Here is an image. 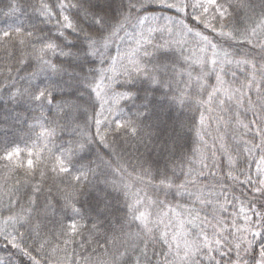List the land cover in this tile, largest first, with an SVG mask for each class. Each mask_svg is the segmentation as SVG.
Returning <instances> with one entry per match:
<instances>
[{
    "label": "snow or ice",
    "instance_id": "1",
    "mask_svg": "<svg viewBox=\"0 0 264 264\" xmlns=\"http://www.w3.org/2000/svg\"><path fill=\"white\" fill-rule=\"evenodd\" d=\"M151 4L162 9H174L185 16H188L189 9H192L191 18L215 34L220 42L195 31L180 20L181 31L193 34L197 38V50L205 55L196 56L195 50L190 51L188 55L183 51L179 55H169L167 41L161 44L154 43L153 40V34L157 31L171 33L172 30L167 24L163 27H150L147 34L142 31L136 50L127 57L130 67L121 64L129 85L123 92L113 91L115 62L108 70H98V80L94 77L89 79L82 66L81 70L77 71L71 61L88 56L102 57L112 38L117 37L126 24L131 22L134 12ZM20 7L18 0H13L9 5L13 11ZM36 11L45 22L56 18L58 37H63V41L57 43L51 37L34 35L32 31L26 32L22 28H13L0 31V51L6 57L12 58V49L18 48L20 54L15 62L20 67L28 63V57H33L39 62V69H50L61 79L42 87L22 90L18 88L16 92L11 93V98L17 99L26 95L32 103L43 109L45 105L53 103L54 93L67 95H62L55 105L57 119L52 121L55 126L44 128L41 125L44 130L40 135L44 137V145L35 153L29 150L26 163L19 159L21 149L18 147L11 151L6 148L3 155H0V159L8 162L5 167L9 168V171L22 169L24 176L23 181L15 180L10 184L6 180L0 184V238L15 248L22 257L27 258L30 264H80L69 257L67 245L73 243L77 237L83 236L81 229L84 225L73 219L70 225L61 224L58 232H52L50 235L51 229L45 231L49 224L53 223L52 218L57 208H60L66 214L70 211L73 217H79L80 220L84 219L86 213H94V222L89 230L93 234L100 224L108 222L111 235L106 236L108 246L104 247V254L108 259L92 261L88 256H82L83 264H153L148 248L156 244L166 248V251L159 253V264H222L225 258L226 264H249L247 257L253 250L256 255L251 256L252 264H264V211L257 210L252 201L249 202L247 210L240 208L245 227L236 226L233 220L232 229H229L219 215H213L212 220H209L207 216L201 218L194 210L186 209L184 211L191 218L185 219L181 212L161 200L158 194L149 195L144 187L133 190L131 184H124L121 188L115 181L109 183L105 180L103 183L106 188L123 191L125 196L127 212L124 216H118L114 215L109 207L107 190H97L90 180V177L97 175L101 164L111 167V161L98 156V164L94 161L83 162V154L97 143L114 153V134H119L122 139L135 140L145 147L153 140H159L160 147L166 153H173L175 147L183 140L187 124L179 117L171 123L163 122L159 113L174 106L182 109L195 106L199 112L196 135L206 146L204 136L211 120H216L218 130L221 124L228 126V121L219 115L228 111L227 101H235L237 106L243 107L245 116L248 112L252 114L247 123L240 118L239 112L230 117L244 131L253 133V139L246 141L250 147L245 151L249 156L253 149L264 153V0H59V3L39 0ZM136 19L143 24L149 17ZM159 19L151 18L153 22ZM164 19L171 23V18ZM66 30L82 36L83 47H77L69 40L65 35ZM225 44L228 48L233 44L251 46L253 50H259V58L247 51L242 54L230 52L223 46ZM209 51L211 56L206 55ZM49 54L67 58V66L63 63H53L47 58ZM178 64L183 70L177 68ZM185 65L186 67H183ZM194 65L199 66L196 75H193L191 70ZM232 65L243 66L248 72L245 82L239 87L225 79L228 75L226 66ZM6 71L10 75L12 68L9 67ZM107 71L113 72L114 75L107 76ZM212 73H215V84H210L207 79ZM30 76L35 79L36 73H30ZM231 76L235 79L236 73L231 72ZM177 77L181 79L177 80ZM138 83L146 87L141 89L137 87ZM173 83H183L184 88L177 87L174 90ZM10 86L11 81L0 85V92ZM89 89L91 91L86 92ZM157 89L163 90L159 98L155 96ZM253 90L254 99L251 95ZM108 98L112 100V106L107 109L112 118L106 117L103 127L102 121L96 119L94 135L83 132L79 139L70 142V146L59 155L51 151L48 144L55 136L56 129L62 126L60 120L71 123L78 114L87 113L90 106L94 107L96 100L107 103ZM121 100L130 101L135 106L136 111L132 116L120 115L122 110H118L117 106ZM219 139L230 169L225 175L233 181L250 186L252 200L259 202L260 207L264 208V154L260 155L255 164L254 178L250 174L252 165L245 162L243 168H237V157L232 155L235 149L227 147L223 136ZM256 140L259 142L255 143ZM197 152L200 154V169L189 167L182 180L176 176L175 169H169L168 165L158 169V182L152 178L147 181H144L143 177L137 179L151 186L157 193L164 192L167 195V192L172 190L176 195H194L189 192V186H196L193 172L199 177L204 174V169L218 166L214 151L209 149V154H206L204 150L197 149ZM113 171L120 172V169ZM49 174L54 180V187L45 189L44 183ZM145 175L151 177V170L145 169ZM241 175L245 177L243 180L240 179ZM56 177L61 178L60 183H55ZM220 195L227 201L223 192ZM195 199L201 204H211L202 193L195 195ZM219 207L226 210L223 204ZM5 212L8 214L5 215ZM197 220L200 221L199 225L195 224ZM193 226L198 227V231H193ZM90 239L91 237H86L79 241V247L83 249ZM61 244L64 245L63 248ZM48 249H51V252ZM58 251L65 252L63 260L55 258L54 254ZM233 252L234 259L231 256ZM153 255H157L154 247Z\"/></svg>",
    "mask_w": 264,
    "mask_h": 264
},
{
    "label": "trees",
    "instance_id": "2",
    "mask_svg": "<svg viewBox=\"0 0 264 264\" xmlns=\"http://www.w3.org/2000/svg\"><path fill=\"white\" fill-rule=\"evenodd\" d=\"M48 2L59 3V0H48ZM11 3H13V0H0V31L22 28L26 32L32 31L34 35L51 37L57 43L63 41V37H58L56 18L51 22H45L36 11V8L39 5V0H18L21 7L16 11L9 8ZM53 10L56 11L55 8ZM191 12L192 9H189V15L185 16L184 14L177 13L174 9H162L155 4H151L147 8L134 12L131 22L126 24L125 28L119 32L117 37L112 38L102 57H82L80 60L71 61V63L74 67H77V71H80L82 66L83 71L89 76V79L94 77L98 80V70H108L113 67L115 62L116 73L113 91L123 92L129 87V85L121 64L128 65L127 57L136 50L137 42L141 40L140 33L142 31L147 34V30L150 27H163L167 24L172 30L171 33L167 31H157L153 34V40L154 43L161 44L167 41L169 45V55H179L181 51H183L185 55H188L190 51L193 50L196 51V56L205 55L197 50V38L191 33H183L181 31L180 20H183L186 25L192 27L195 31H200L203 34L208 35L214 41L218 43L220 42L215 34L203 28V26L198 25L191 18ZM116 15H119V13H116ZM136 17H149V19L144 20L143 24H140ZM152 17H159L160 19L155 21V23L151 20ZM165 17L171 18V23L165 20ZM65 35L69 40H72L77 47H83L82 36H78L76 33L70 32V30H66ZM223 46L228 48L227 44ZM228 50L240 54L247 51L250 55L256 56L257 59L259 58V50H253L251 46L233 44ZM12 51L14 53L12 58L6 57L4 53L0 51V85L7 84L10 81L12 85L8 89L0 92V155H3L6 148L11 151L18 147L21 149L19 159L26 163L29 150L35 153L38 148L43 147L44 137L40 134L44 129L41 125H43L44 128L55 126L52 123L54 119H57L55 105L60 101L61 96L67 95V93H54L53 103L51 105H45L43 109L32 103L26 95L18 97L17 99H12L11 93L16 92L18 88L22 90L29 87H42L49 82H59L61 79L60 76L56 75L50 69H39V62L33 57H28V63L23 67H20L15 62L16 59L19 58V49L14 48ZM138 55L140 54L138 53ZM206 55L211 56V52L209 51ZM47 58H50L51 61L57 65L63 63L67 66L68 64L67 58L59 55L49 54ZM237 58L240 57L237 56ZM128 66L130 67V65ZM9 67L12 68L10 75L6 71ZM183 67H186V65ZM17 68H19V71H17ZM177 68L183 70L180 64L177 65ZM191 70L193 71V75H196L199 71V66L194 65ZM226 71L228 72V75L225 76V79L235 87H239L241 83L245 82L246 76L248 75L247 70L243 66H226ZM233 71L236 73L235 79L231 76V72ZM30 73H36L35 79L30 76ZM113 75V72L107 71V76ZM180 79V77H177V80ZM184 79L187 78L184 77ZM207 79L210 84H215V73L210 74ZM105 82L107 83V80ZM81 87L83 90V86ZM137 87L143 89L146 85L138 83ZM172 87L174 90L177 87L183 89L184 85L183 83H180L179 85L173 83ZM90 91V89L86 90V92ZM161 91L163 90L157 89L155 91V96L157 98L160 97ZM92 95L94 96L95 94L92 93ZM251 95L254 99V90ZM110 96L111 93H109V97ZM164 103L166 104L167 102L165 101ZM111 106V98L107 99V103L96 100L95 106H90L87 113L78 114L75 121L66 123L64 120H60L62 126L56 129V134L51 139L48 147L53 153L59 155L65 148L70 146V142L79 139L81 133L86 132L94 135L96 119L102 121L101 127H103L104 123H106L105 118H112L111 114L107 111ZM117 107L118 110H122L120 111V115L125 117L132 116L136 111L135 106L130 101L121 100ZM226 107L228 108V111L221 112L219 115L223 116L225 120L228 121V126L225 127L221 124L218 130L216 120H211L209 122L210 126L206 129L207 134L204 136L205 141H207L206 146L196 135V127L199 125V112L196 110L195 106L191 109H182L178 106H174L166 108L163 112L159 113L160 119L163 122L171 123L172 120L179 117L187 124V127L184 130L183 140L175 147L173 153H166L160 147L159 140H153L148 147H145L135 140L122 139L119 134H114L113 136V139L116 141L114 153H110L108 149L98 143L92 145L90 150L83 154L84 163L94 161L98 164L100 163L98 156H103L105 160L111 161V167L101 164L97 169V175L90 177V180L97 190H107L109 207L112 210V213L114 215L124 216L127 212L126 200L123 191H115L111 187L106 188L103 183L105 180L109 181V183L115 181L121 188L125 184L124 182H126V184H131L133 190L144 187L149 195L155 196V194H158L161 200H164L175 209L184 207L187 209L193 208L201 218L207 216L209 220H212L213 215H219L225 220L229 229H232L233 220H235L236 226L241 228L245 227L243 214L240 212V208L244 207L247 210L250 206V201L255 204L257 210L264 211V208L260 207L259 202L252 200L250 186L233 181L225 175L230 169L227 158L223 155V150L220 147V136H223V142L229 149H235V151L232 152V155L237 157L236 167L243 168L245 162L251 164L252 172L250 174L253 175L254 178L255 164L259 161L260 155L264 154L253 149L251 156L248 155L245 149L250 147V144L246 143V141H251L253 139V133L244 131L235 120L230 119L233 113L239 112L241 113L240 118L247 123L252 116L251 112H248L245 116L244 108L237 106L235 101H227ZM161 127H163V124ZM254 142L258 143L259 141L256 140ZM34 145L36 147H34ZM197 149L204 150L206 154H209V149L214 151L216 153L215 160L218 166L204 169V174L199 177H196L195 171L193 172V178L196 179V186H189V192L194 195H189L188 193L176 195L172 190H169L167 195H165L164 192L157 193V191L151 186H147L137 179V177H143V180L147 181L152 178L158 182V169H163L165 165H168L169 169H175L176 176L180 177L182 180L184 173L188 171L189 167H192L193 169H200L201 167L199 163L200 154L197 152ZM7 163V161L0 159V184H3L6 180L10 184L14 183L15 180L23 181V170L17 169L15 171H9V168L5 167ZM117 168L120 169V172L113 171ZM145 169L151 170V177L145 175ZM212 173L215 175L213 176ZM244 178L243 175L240 176L241 180ZM36 179L38 180L39 177L37 176ZM60 182L61 178L56 177L55 183ZM49 186L54 187V180L51 178V174H49V177L44 183L45 189ZM221 192L227 197V201L221 198ZM201 193L207 200L211 201V204H201L195 199V195ZM221 204H223V207L226 210L220 209L219 205ZM4 214L7 215L8 213L5 212ZM249 215H251V213H249ZM94 216V213H86L84 219L80 220L79 217H73L70 211L66 214L63 210L57 208V211L52 218L53 223L49 224L45 231L48 232L49 229H51V232H49L51 235L52 232L60 231L61 224L70 225L73 222V219L78 220L79 224L84 225L81 229L83 236L77 237L73 243L67 245V253L69 257L73 260L79 261L80 264H83V261L81 260L82 256H88L92 261H104L108 259V256L104 254V247L108 246L106 245V236H110L111 231L108 228V222L104 221V223L98 226V229L94 234L90 232L89 230L94 222ZM253 219H255V217H253ZM199 223L200 221L198 220L195 224L199 225ZM10 230L11 229H9V231ZM192 230L198 231V227L193 226ZM21 231H23V229H21ZM86 237H91V239L89 242L85 243L84 248L81 249L79 247V241ZM53 239H55V237H53ZM249 239H251L250 236ZM63 247L64 245L61 244V248ZM153 247L155 248L157 255H153ZM48 251L51 252V249H48ZM163 251H166V248L160 244L149 246L148 254L149 257H151L153 264H159V253ZM241 255H243V252H241ZM255 255L256 252L253 250L250 256L247 257L249 264H252L251 256ZM54 256L56 259L63 260L65 258V252L58 251ZM231 256L234 259L235 252H233ZM226 262L227 258L222 261V264H226ZM0 264H30V262L27 258L22 257L15 248H12L11 245H7L6 242L0 238Z\"/></svg>",
    "mask_w": 264,
    "mask_h": 264
},
{
    "label": "rangeland",
    "instance_id": "3",
    "mask_svg": "<svg viewBox=\"0 0 264 264\" xmlns=\"http://www.w3.org/2000/svg\"><path fill=\"white\" fill-rule=\"evenodd\" d=\"M155 23H156V22H155ZM124 183L126 184V182H124ZM186 209H187L186 207H184V208H177L176 211L181 212L183 218H185V219H190L191 217L188 216V214H187L186 211H184V210H186ZM190 209L193 210V208H190ZM197 222H198V220H197L195 223H197Z\"/></svg>",
    "mask_w": 264,
    "mask_h": 264
}]
</instances>
